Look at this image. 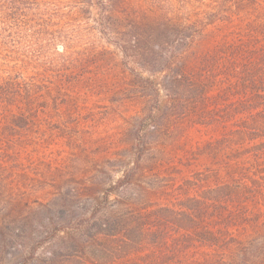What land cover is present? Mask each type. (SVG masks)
Listing matches in <instances>:
<instances>
[{
    "label": "rangeland",
    "instance_id": "rangeland-1",
    "mask_svg": "<svg viewBox=\"0 0 264 264\" xmlns=\"http://www.w3.org/2000/svg\"><path fill=\"white\" fill-rule=\"evenodd\" d=\"M0 264H264V0H0Z\"/></svg>",
    "mask_w": 264,
    "mask_h": 264
}]
</instances>
